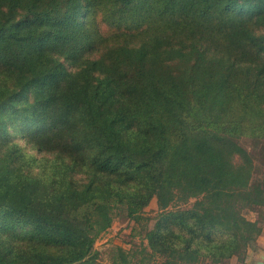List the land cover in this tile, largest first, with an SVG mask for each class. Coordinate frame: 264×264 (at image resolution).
Listing matches in <instances>:
<instances>
[{
  "label": "trees",
  "instance_id": "1",
  "mask_svg": "<svg viewBox=\"0 0 264 264\" xmlns=\"http://www.w3.org/2000/svg\"><path fill=\"white\" fill-rule=\"evenodd\" d=\"M117 220L141 242L101 261ZM263 234L264 0H0V264H244Z\"/></svg>",
  "mask_w": 264,
  "mask_h": 264
},
{
  "label": "rangeland",
  "instance_id": "2",
  "mask_svg": "<svg viewBox=\"0 0 264 264\" xmlns=\"http://www.w3.org/2000/svg\"><path fill=\"white\" fill-rule=\"evenodd\" d=\"M157 214L156 201L153 199L149 206L145 209L143 217L149 218V226L154 223V217ZM250 220L255 219V215L251 212L246 214ZM142 225L135 224L133 222H123L117 220L113 223L112 227L103 234L95 243V249L102 253L101 261L108 262L109 255L107 254L113 247H121L128 251L133 245H138L141 242V237L138 234ZM258 251H261L264 255V234L258 238V240L251 246V249L247 252V257L244 264H255L260 261ZM264 263V259L262 260ZM158 264V261L157 263ZM224 264H241L237 260L232 259Z\"/></svg>",
  "mask_w": 264,
  "mask_h": 264
},
{
  "label": "water",
  "instance_id": "3",
  "mask_svg": "<svg viewBox=\"0 0 264 264\" xmlns=\"http://www.w3.org/2000/svg\"><path fill=\"white\" fill-rule=\"evenodd\" d=\"M258 255H259V258L261 259L260 261H258V262H255V264H264L263 263V259H264V255H263V253L261 252V251H258Z\"/></svg>",
  "mask_w": 264,
  "mask_h": 264
}]
</instances>
